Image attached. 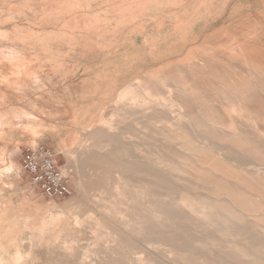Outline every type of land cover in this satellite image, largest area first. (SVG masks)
Here are the masks:
<instances>
[{
  "label": "rangeland",
  "instance_id": "rangeland-1",
  "mask_svg": "<svg viewBox=\"0 0 264 264\" xmlns=\"http://www.w3.org/2000/svg\"><path fill=\"white\" fill-rule=\"evenodd\" d=\"M262 51L264 0H0V264H264ZM36 145L69 195L21 169ZM194 151L238 181L189 187Z\"/></svg>",
  "mask_w": 264,
  "mask_h": 264
},
{
  "label": "bare ground",
  "instance_id": "bare-ground-1",
  "mask_svg": "<svg viewBox=\"0 0 264 264\" xmlns=\"http://www.w3.org/2000/svg\"><path fill=\"white\" fill-rule=\"evenodd\" d=\"M249 51V50H248ZM238 52V51H237ZM256 52V51H255ZM264 52V51H262ZM234 53V52H233ZM261 53V51L259 52ZM241 54V53H240ZM221 55V54H220ZM253 55V54H251ZM250 55V56H251ZM255 55V53H254ZM217 56V55H216ZM233 56V54H232ZM214 57V56H213ZM223 57V56H222ZM234 57V56H233ZM225 58V57H224ZM263 58V56L261 57ZM230 60V59H229ZM247 60V59H246ZM255 61H250V64H254ZM215 64L213 63L212 65L209 66V69L211 70L212 73H214V75L216 76L215 78H218L220 79L221 83L216 84V86H213V88H218L219 91H222L224 90L225 92H229V93H234L236 89H239V83L238 82H234V81H230L229 79L226 78V74H229L233 69L231 70H225L224 72H219L215 66ZM246 65L248 66L249 69H257V66H253V65H248V62L246 63ZM257 65V64H256ZM218 66V65H217ZM244 67V66H243ZM260 68V67H259ZM228 69V68H227ZM261 69V68H260ZM261 71V74L264 75V71L263 70H260ZM213 75V76H214ZM247 80V78H244ZM245 80V81H246ZM200 82V81H199ZM244 83V82H243ZM245 85V83H244ZM240 86H242L240 84ZM235 95V94H234ZM198 105V104H197ZM203 106V105H202ZM199 107H200V104L198 105L197 107V111H198V114H192L190 115V118L193 120V123H195L196 125L198 126H202V123L205 121L202 117V115H200L199 113ZM185 110V108H184ZM235 110V109H234ZM231 113V112H230ZM234 116V115H233ZM237 116V115H236ZM239 116V115H238ZM237 116V118H239ZM229 117V116H228ZM245 119V118H243ZM263 119V118H262ZM246 121V120H244ZM246 122H249V121H246ZM216 123V122H215ZM213 123V124H215ZM224 122H222L223 124ZM230 124V123H228ZM247 124V123H245ZM231 125V124H230ZM251 125V124H250ZM249 125V126H250ZM248 126V125H247ZM253 127V126H252ZM255 127V126H254ZM232 129V128H231ZM240 130V129H239ZM263 130V129H262ZM261 130V131H262ZM264 131V130H263ZM233 133V132H232ZM239 133V132H238ZM254 133V132H253ZM264 133V132H263ZM256 135V134H255ZM260 135V134H259ZM263 135V134H262ZM257 137V136H256ZM260 137V136H259ZM224 139V138H223ZM218 140V139H217ZM212 142V141H211ZM249 141L246 139V138H243L240 134L239 135H236L235 133L233 134L232 138L229 140L228 142V145L231 146V147H234L236 149H239L241 147H244V145H246L245 143H248ZM251 142V141H250ZM260 143V142H259ZM257 144V143H256ZM264 144V143H263ZM253 148V147H252ZM190 149V148H189ZM201 149H203V147H201ZM243 149V148H242ZM191 150V149H190ZM253 151V150H252ZM245 152V151H244ZM251 152V151H250ZM236 153V152H235ZM250 154V153H248ZM247 155V154H246ZM192 158L189 159V158H184V159H181L182 161L180 162V165L177 166V170L180 171L182 173V167L184 165H200L201 167H203V170L201 169H194V171H191L194 173V176H193V181H192V184L189 185V187H201V188H207L208 189V186L211 185L212 183H214V179L219 176H222L223 178L225 179H230L231 181H238L237 178L234 176L235 174H232V170H230V167L227 165L226 162H224L223 160H220V159H217V158H213L209 153H206V152H202V151H199V152H196L194 151V153L191 155ZM250 156V155H249ZM156 162L158 160H155ZM158 163V162H157ZM159 163H163V161H159ZM173 164V163H172ZM255 164V163H254ZM253 164V165H254ZM183 165V166H182ZM204 167L206 168V170L204 169ZM183 169H186V170H190V169H187L185 167H183ZM201 170V171H200ZM184 171V170H183ZM263 171V170H262ZM236 172V171H234ZM238 174V173H236ZM239 175V174H238ZM250 176V175H249ZM256 177V176H255ZM258 178V177H257ZM241 179V178H240ZM258 180V179H257ZM216 182V181H215ZM261 182H264V181H261ZM243 185L245 186V188L247 190H250L252 192H255L256 194H258L259 196H264V185L262 183H260L259 181H250V182H245L243 183ZM215 186V185H214ZM165 190V188H162ZM245 193V192H244ZM246 194V193H245ZM210 195V194H209ZM248 196V198L250 199L251 197L246 194ZM247 196H245L244 198V201H247ZM214 198V197H213ZM215 199V198H214ZM254 199V198H253ZM187 200V199H186ZM258 200V199H256ZM255 200V201H256ZM214 201V200H213ZM241 202V200H240ZM260 202V201H259ZM258 203V201H257ZM256 203V204H257ZM263 202H261L262 204ZM247 205V204H246ZM264 205V204H263ZM246 207V206H245ZM259 207V206H258ZM264 207V206H262ZM244 208V207H243ZM240 210V209H239ZM245 210H247L245 208ZM249 210V209H248ZM260 225V224H259ZM262 225V224H261ZM264 231V230H263Z\"/></svg>",
  "mask_w": 264,
  "mask_h": 264
},
{
  "label": "built area",
  "instance_id": "built-area-1",
  "mask_svg": "<svg viewBox=\"0 0 264 264\" xmlns=\"http://www.w3.org/2000/svg\"><path fill=\"white\" fill-rule=\"evenodd\" d=\"M20 167L30 176L39 196L53 199L70 194L68 182L52 151L45 146L36 145L27 149L21 157Z\"/></svg>",
  "mask_w": 264,
  "mask_h": 264
}]
</instances>
